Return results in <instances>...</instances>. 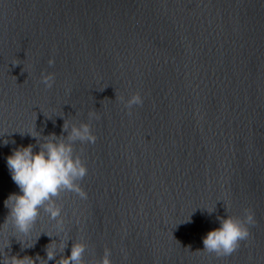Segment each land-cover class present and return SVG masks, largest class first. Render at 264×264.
Wrapping results in <instances>:
<instances>
[{"label": "water", "instance_id": "water-1", "mask_svg": "<svg viewBox=\"0 0 264 264\" xmlns=\"http://www.w3.org/2000/svg\"><path fill=\"white\" fill-rule=\"evenodd\" d=\"M135 92L129 116L116 95ZM90 111L96 143L76 145L87 199L62 194V226L42 209L27 236L3 226L20 194L7 157L36 145L34 126L60 136ZM246 208L256 223L236 252H196ZM2 226L0 264L46 259L59 237L64 256L87 244L86 264L105 246L112 264H264V0H0Z\"/></svg>", "mask_w": 264, "mask_h": 264}, {"label": "clouds", "instance_id": "clouds-1", "mask_svg": "<svg viewBox=\"0 0 264 264\" xmlns=\"http://www.w3.org/2000/svg\"><path fill=\"white\" fill-rule=\"evenodd\" d=\"M47 63L49 67H54L55 59L50 58ZM40 83L46 90H50L55 83V73L42 72ZM70 91L69 89L68 92ZM116 100L124 105L129 116L133 114L134 107H142L144 103L139 92L131 94L127 99L116 95ZM88 119L89 123H80L78 126L65 120L60 136L54 133L41 136L34 126L33 132L27 134L36 140V145L29 144L27 147L16 148L7 157V167L20 194H10L5 200V207L9 211L3 226L10 221L14 233L27 236L36 224L41 209L51 220L56 221L58 226H62L63 221L60 217L63 209L57 204L62 194L74 193L82 200L87 199V193L81 184L88 174V168L82 159L83 147L77 150L76 145L96 143L97 137L92 131L91 121L98 120L99 116L96 112L90 111ZM4 143L7 144L8 141L5 140ZM37 147L39 151H34ZM218 220L220 226L207 233L203 238V250L196 252L215 254L217 258L231 256L239 249L241 242L249 239L250 228L256 223L254 212L247 208L240 217L227 215L226 219L218 217ZM60 230L63 231V228L61 227ZM14 237L17 239L15 235ZM68 241L59 237V243L53 240L48 244L45 248L46 259L37 256L34 260L28 256L19 258L5 254L3 264H36V261H39V264H48L53 260L55 264H86L87 244L73 242L70 255L64 256ZM6 247H9V243L5 245ZM57 255H60L59 259H56ZM111 256L112 250L105 246L103 255L95 261V264H112Z\"/></svg>", "mask_w": 264, "mask_h": 264}]
</instances>
